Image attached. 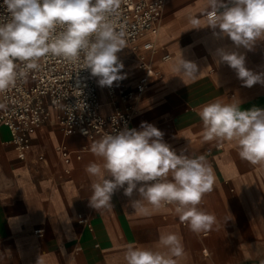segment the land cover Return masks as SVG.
Here are the masks:
<instances>
[{
	"label": "crops",
	"instance_id": "0c3cea01",
	"mask_svg": "<svg viewBox=\"0 0 264 264\" xmlns=\"http://www.w3.org/2000/svg\"><path fill=\"white\" fill-rule=\"evenodd\" d=\"M204 7V0H167L157 33L144 34L134 48L127 44L117 55L124 64L126 86L142 76L140 61L158 73L148 78L135 101L129 129L141 130L142 122L150 123L164 133V142L177 155H205L211 165L213 190L198 207L215 215L213 228L192 232L171 204L151 217L136 215L130 200L139 199L138 192L129 198L122 188L112 197L113 209L99 213L89 205L91 181L85 168L98 162L89 146L100 137L91 140L78 132H63L55 112H50L30 131L23 158L9 130L0 126V264H37L43 254L45 264H125L128 243L156 250L162 229L182 237L187 253L182 264H264V167L242 160L234 143L203 141L197 114L216 98L239 101L241 110L264 109V85L245 87L235 70L216 62V50L226 47L245 55L248 69L264 73V40L249 51L236 48L228 37L217 38L209 27L189 29V14L201 15ZM201 19L206 22L205 16ZM146 41L153 47L145 49ZM181 53L198 65L195 80L183 82L171 70ZM97 88L100 112L110 113L117 102ZM37 229L42 232L35 233Z\"/></svg>",
	"mask_w": 264,
	"mask_h": 264
},
{
	"label": "clouds",
	"instance_id": "9594fccd",
	"mask_svg": "<svg viewBox=\"0 0 264 264\" xmlns=\"http://www.w3.org/2000/svg\"><path fill=\"white\" fill-rule=\"evenodd\" d=\"M122 0H3L7 16L0 15V95L16 87L18 81L41 67L42 58L60 57L71 64L83 62L82 69L98 78V86L112 87L126 74L118 53L127 47L124 23L117 24ZM201 15L189 14V29L209 27L217 38L228 37L236 48L252 50L264 40V0H204ZM216 29H219L217 32ZM217 64L235 70L243 86L264 85V73L246 67L245 55L221 47ZM184 82L195 80L198 65L181 57L171 69ZM79 85V80H77ZM81 108L77 100L76 109ZM7 108L0 102V110ZM202 121L203 141H227L238 148L242 160L264 167V109L241 110L240 102L216 98L197 112ZM141 130L125 127L94 140L89 148L98 162L85 171L91 181L89 205L111 211L114 193L123 189L129 198L134 191L139 199L130 200L134 213L151 217L174 205L181 222L194 233L210 231L214 214L198 207L206 193L213 190L215 175L205 155H177L164 142V133L142 122ZM126 185V186H125ZM156 250L128 243L125 264H182L186 259L182 237L161 230ZM44 255V254H43ZM43 255L37 264H45Z\"/></svg>",
	"mask_w": 264,
	"mask_h": 264
},
{
	"label": "built area",
	"instance_id": "2783aa9c",
	"mask_svg": "<svg viewBox=\"0 0 264 264\" xmlns=\"http://www.w3.org/2000/svg\"><path fill=\"white\" fill-rule=\"evenodd\" d=\"M166 1L122 0L117 24L126 25L128 45L134 48L144 34L157 33ZM0 15L7 16L3 0H0ZM143 47L150 49L153 43L146 41ZM40 65L38 71L29 74L27 82L18 81L16 87L0 95V102L7 105L5 110H0V126L9 130L10 141L18 149L19 158L25 156L30 145V131L39 127L50 112H55L63 132H78L91 140L129 128L135 101L145 91L148 78L158 75L148 63L140 61L139 67L143 74L133 86H126L118 81L112 87H103L109 100L117 102V105L110 113L102 114L98 98V78L92 77L90 70L82 69V61L71 64L63 58L49 56L42 58ZM77 100H80L81 108L83 103L86 105L83 110L75 108ZM216 148L219 149L220 145H216ZM84 149L86 146L82 147ZM205 152L210 154L211 150L207 149ZM79 220L88 224L81 215ZM181 224L185 225L186 222ZM34 232L40 234L42 230ZM201 252L207 253L204 248Z\"/></svg>",
	"mask_w": 264,
	"mask_h": 264
}]
</instances>
